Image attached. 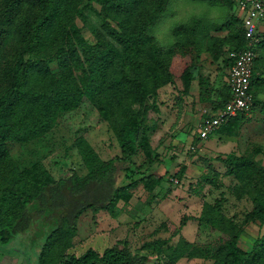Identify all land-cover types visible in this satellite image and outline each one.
<instances>
[{"label":"trees","instance_id":"trees-1","mask_svg":"<svg viewBox=\"0 0 264 264\" xmlns=\"http://www.w3.org/2000/svg\"><path fill=\"white\" fill-rule=\"evenodd\" d=\"M201 1L223 4L229 10L234 3ZM168 2L0 0V57L3 50L6 53L2 55L4 62L0 60V243L25 232L42 206L49 210L48 217H59V223L51 230L47 246L39 252L37 264H154L151 262L161 252L172 263L183 255H195L189 243L178 241L171 246L163 238L144 241L137 252L131 251L125 239L116 240L102 251L93 247L80 254L67 251L82 211L90 208L112 212L120 199H128L131 188L139 183L150 187L161 181L162 176L147 171L145 166L157 154L150 146L143 116L132 103H143L147 95L156 94L171 79L172 54L184 53L189 46L190 62L179 74L182 89L187 92L196 76L199 84L205 83V78L195 74L197 49L203 47L228 69L232 62L229 52L245 45L241 17L229 11L228 18L220 22L194 16L175 24V42L169 47L161 46L149 26ZM94 3L103 21L100 27L91 29L94 41L89 42L75 18H84L86 7L94 8ZM221 30L226 33L213 34ZM254 50L250 89L258 74L264 72L256 65L264 63V40ZM225 84L224 91L219 90V99L212 101L211 112L230 97L227 80ZM252 96L254 107L253 92ZM84 97L110 120L119 154L102 159L86 140L79 139L78 149L86 167L83 174L66 166L63 158L50 156L49 150L25 160L27 164L10 155V141L25 144L38 140L53 126L59 113L76 108ZM245 114L226 118L213 132L235 134ZM139 150L143 153L140 160ZM258 150L261 147L255 145L251 152L229 153L221 160L239 182L238 195L252 188L253 206L245 219L263 222L264 165L257 166L253 159ZM46 159L53 162L54 172L46 166ZM205 181L218 186L216 171L208 172ZM219 201L206 202L197 216L213 227L229 226L230 238L212 253L214 264H264V231L253 239L249 249H243L237 243L243 228L224 217ZM35 203L39 206L35 207Z\"/></svg>","mask_w":264,"mask_h":264},{"label":"rangeland","instance_id":"rangeland-1","mask_svg":"<svg viewBox=\"0 0 264 264\" xmlns=\"http://www.w3.org/2000/svg\"><path fill=\"white\" fill-rule=\"evenodd\" d=\"M92 6L94 8L86 7L84 18L80 15L75 18L89 42L94 41L91 29L100 27L103 21L98 14L99 6L95 3ZM229 11L237 14L238 7L234 5L229 10L226 5L201 0H169L163 12L150 24L149 32L158 44L169 47L176 40L172 33L175 24L194 16L220 22L228 18ZM224 33L226 30L213 32ZM183 50L184 53L172 54L171 79L162 84L156 94L147 95L143 103H132L143 116L150 146L157 154V158L145 166L147 171L162 176L161 181L150 187L139 183L131 188L128 199H120L112 212L90 208L82 211L77 216L76 231L67 251L80 254L87 247L102 251L116 240L125 239L131 251L137 252L144 241L163 238L171 246L178 241L189 243L195 255H183L171 263L161 252L151 263L214 264L212 253L230 238L229 226L213 227L199 221L197 216L206 202L219 199L224 217L243 228L237 240L240 247L249 249L253 239L263 233L264 221L245 219L253 206L251 186L238 195L239 182L226 171L221 158L229 153L251 152L253 146L259 145L261 150L253 154V159L257 166L264 165V72L258 74L259 78L251 86L256 103L244 115L235 134L225 136L213 132L202 137L197 130L199 118L212 111V101L219 99V90L224 91L227 68L203 47L197 49L195 74L205 78V83L199 84L196 76L184 92L179 74L190 62L189 46ZM4 51L0 57L2 63ZM256 65L258 70L264 71V63ZM50 66L55 71V64ZM79 139L86 140L102 159L120 152L110 120L103 118L85 97L76 108L59 113L53 126L38 140L25 144L10 141L8 144L10 155L21 163L27 164L33 156L49 150L50 156L63 158L66 166L83 174L86 167L78 149ZM138 158L143 159L141 150ZM45 164L54 172L50 159H46ZM211 170L217 173L218 186L205 181V175ZM39 208L41 210L25 232H18L8 242L0 243V256H15L13 264H37L39 252L47 246L51 230L59 223V217H48L49 210Z\"/></svg>","mask_w":264,"mask_h":264},{"label":"built area","instance_id":"built-area-1","mask_svg":"<svg viewBox=\"0 0 264 264\" xmlns=\"http://www.w3.org/2000/svg\"><path fill=\"white\" fill-rule=\"evenodd\" d=\"M238 7L244 30L245 45L229 52L232 58L227 69V82L230 97L213 112L200 117L197 130L202 137H207L226 118L238 113H248L253 104L250 89L255 47L264 40V2L262 0H233Z\"/></svg>","mask_w":264,"mask_h":264},{"label":"crops","instance_id":"crops-1","mask_svg":"<svg viewBox=\"0 0 264 264\" xmlns=\"http://www.w3.org/2000/svg\"><path fill=\"white\" fill-rule=\"evenodd\" d=\"M200 120V118H199ZM199 123V122H198ZM198 126V125H197ZM213 133V132H212ZM2 256V255H1ZM0 256V264H13L14 259H17L15 256H11L10 254L8 255H3L2 257ZM36 264V263H35Z\"/></svg>","mask_w":264,"mask_h":264},{"label":"water","instance_id":"water-1","mask_svg":"<svg viewBox=\"0 0 264 264\" xmlns=\"http://www.w3.org/2000/svg\"><path fill=\"white\" fill-rule=\"evenodd\" d=\"M264 2V0H262Z\"/></svg>","mask_w":264,"mask_h":264}]
</instances>
